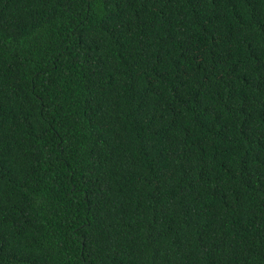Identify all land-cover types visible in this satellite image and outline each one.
<instances>
[{"label":"trees","instance_id":"trees-1","mask_svg":"<svg viewBox=\"0 0 264 264\" xmlns=\"http://www.w3.org/2000/svg\"><path fill=\"white\" fill-rule=\"evenodd\" d=\"M0 264H264V0H0Z\"/></svg>","mask_w":264,"mask_h":264}]
</instances>
